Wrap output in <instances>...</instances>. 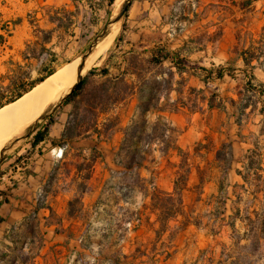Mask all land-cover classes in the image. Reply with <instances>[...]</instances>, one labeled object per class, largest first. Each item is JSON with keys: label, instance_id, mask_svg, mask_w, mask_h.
<instances>
[{"label": "rangeland", "instance_id": "1", "mask_svg": "<svg viewBox=\"0 0 264 264\" xmlns=\"http://www.w3.org/2000/svg\"><path fill=\"white\" fill-rule=\"evenodd\" d=\"M143 1H131L126 17H122L118 22V34L113 45L111 44L102 59L83 75L85 77L91 69L96 70V75L90 79L75 111L76 105L71 104V112H74L81 128L91 126L94 115H97L100 109L104 111L107 117L100 118V121L106 118L104 127L102 126V142L112 135L114 126L118 122L125 125L128 114L126 115L119 102L129 93L128 84L113 86L112 83L104 82V78L98 76L102 68L109 69L112 75L123 65L143 68L144 72L141 75L144 74L147 82L143 85L141 97L147 100V106L168 107L170 99L175 101L171 102L172 105L182 106L186 113L201 112L202 107L205 106V99H211L215 105L225 104L227 111L231 113L230 100L236 101L238 97L244 95L241 87L246 80L254 78L252 83L255 85L264 82V0H203L199 3L182 1L173 10L172 19H170L169 11L174 3L173 0L155 3L150 12H142L146 7L141 4ZM76 2L73 4L71 0H0V27L4 22L21 19V23L14 28L12 24H9L8 27L11 29L9 36L0 30V34H3L6 40L5 44L0 46V87H5L9 82L6 78L1 79L7 68L11 69L8 76L21 75L26 78V81H32L43 76L50 69L55 72L60 66L81 58L85 49L98 37L107 22L118 13L114 14V2L110 9L106 5V0H76ZM76 5L79 13L74 17L75 24L69 30L73 36H69L68 33H55L51 42L45 45L44 50L38 49L34 52L35 58L27 55L29 59L22 60L20 53L24 50L25 43L36 40L34 32L36 25L44 30L51 28L45 16L47 8L66 7L75 11ZM183 16L187 19L181 20ZM123 24L124 29H122ZM161 47L169 52H179V58L184 60L185 72L181 78L175 77L173 87L175 92L169 94L167 91L169 87L165 83L168 67L166 65L157 67L153 63H148L151 50ZM251 48L255 49L259 55L262 65L258 66L257 61H253L251 65L257 67L247 71L246 77L242 72L245 69L244 65L236 60V56L238 52ZM131 50L133 53H130ZM189 51H192L191 55ZM8 60L18 64L19 67L14 64L4 65V62ZM219 66L225 70L230 69L233 79L224 76L222 81L208 80L205 83L203 81L205 74L199 69ZM154 75L157 76L156 79L151 78ZM107 87L109 88L107 93L105 91V95L104 90ZM256 101V111H258L264 107V95L259 96ZM133 105H136L135 100ZM213 113L210 118L206 116V121L209 123L210 119V123L215 128L223 127L227 116L217 111ZM263 119L264 114H254L247 122L244 120L247 124L244 123L246 126L243 128V135L248 136V143H256L260 149L257 151L264 156V137L255 139L249 136L250 133L256 134L260 127L264 133ZM147 120L149 123L137 133L134 141H140L139 144L144 142L148 144L145 150L150 153L149 159H154V163L146 164L149 171L142 170L141 175L149 178L150 175L155 174L156 183L165 189L164 187L168 186L175 177L170 167L172 162L167 160L161 151L166 146H170L173 135L168 131L169 133L166 132L165 136L163 130L168 127H163V121L156 122L155 116ZM42 126L41 123L38 127ZM25 133L19 136L14 135L15 137L10 138L3 146L5 150L0 160V174L3 169L2 163L32 140L33 133L17 144H13L15 138ZM120 136L119 132L116 133L112 143L117 145ZM106 144L104 142V145ZM139 144L136 143L137 146ZM242 148H253V146L248 144L243 145ZM133 150L132 147L130 151ZM235 166L240 167V165ZM179 171H181L180 168L177 172ZM134 180H136L135 174L130 172L123 179L125 181L123 183L130 184ZM236 181L238 180L235 177L229 178L230 184ZM139 193L138 188L134 189L131 195L124 190L115 197L114 195L103 196L100 201L92 206H86L83 210L77 206L70 207V214L74 217L62 223L63 231L74 235L70 238L63 235L41 237L38 234L45 228L34 227L35 223L29 222L22 228L23 233L17 232L9 239H0V255L6 250L4 246L11 243L12 250L7 251L6 260H16L17 264L23 262L27 264H191L198 258L199 250L209 247L213 251L214 258L217 259L220 252L219 244L229 246L227 228H223L221 233L212 239L205 236L204 230L194 227L178 233L171 245L167 242L168 235L177 226V221L172 220L169 223V229L156 242V251L151 250L150 242L153 241L154 234L148 229L146 216L149 217V223H153L156 215L145 211L144 215L138 216V211L143 209ZM198 193L199 191L194 188L184 196V201L187 207L193 208L196 215L200 216L212 206L206 207L204 203H194L193 199ZM231 199L234 200V197L232 196ZM248 199L243 205V215L247 212L250 214L249 205L254 209L262 206L255 204L252 197ZM206 221L207 218L204 217L202 223ZM56 222L57 220L52 218L51 223ZM157 227L158 224H155L154 228L157 229ZM254 240L251 238V242L241 241L240 245H244V249L241 246L238 247L239 261L235 263L251 262V259H244L243 254L252 253ZM164 244L169 245L164 251H174L167 261H163L164 256L161 252ZM259 255L260 259L257 263L264 264V240L261 243ZM196 264H202V262L197 261Z\"/></svg>", "mask_w": 264, "mask_h": 264}, {"label": "crops", "instance_id": "2", "mask_svg": "<svg viewBox=\"0 0 264 264\" xmlns=\"http://www.w3.org/2000/svg\"><path fill=\"white\" fill-rule=\"evenodd\" d=\"M162 1L164 0H144L141 4H144L146 7L143 8L142 12H150L155 3ZM173 1L174 3L169 11L170 15L177 8L176 5L178 3L182 1L195 2V0ZM189 6L191 5L189 4ZM241 52L237 53L236 60L243 64L240 57ZM191 53L192 51H189L190 55ZM164 65L168 67L167 71L171 67V63L168 61L164 62L162 66ZM137 69L131 65H123L118 70L116 69L117 71L114 75L107 69L109 72L108 77H116L124 73V81L128 84L129 93L125 95L126 98L124 100L119 102V105L123 107V111L128 115L125 125H121L118 122L114 126L115 130L112 132V135L103 142L102 126L104 127L106 118L104 121H100V118L107 117L105 113L98 116L96 122L98 133L90 130L86 133L82 132L81 134L74 135L69 139H61L72 110L71 104H65L61 105L58 110L50 115L52 123L49 125L47 135L42 141L32 145L31 140L16 152L15 155L2 163L3 169L0 174V239H9L17 232L23 233L24 230L22 228L29 224V222H34V227L45 228L44 231L38 234L41 237L52 235H63L67 238L73 237L74 235L63 231L62 225L63 222L72 220V217H74L73 214V216L70 214V207L77 206L83 210L86 206H92L97 201H100L103 196L107 195L111 197L114 195L115 197L119 192L121 193L124 190L131 195L134 188L130 185L131 183H123L125 182L123 179L130 172H134L141 179H146L147 177L142 176L141 172L142 170H147L144 168H140L139 170L134 169L133 171L126 170L118 165L117 152L124 137V129L135 122L142 120L148 124L149 121L147 119H150L152 116H155L156 120L160 117L166 122L170 130L169 132L172 133L173 137L172 144L164 157H167V160L172 162L170 167L172 168L173 177H176L181 157L172 146L186 153L184 158L189 173L186 181V190L183 192V201L184 196L194 190V188L200 191V194L198 193L197 197L193 199L194 203L205 204L212 195L217 194L218 184L222 178V169L221 163L216 159V152L221 144L231 143L234 160L241 159L248 149H254L256 143H248V136L243 135V128L247 124L245 121L247 122L251 115L260 114V109L256 111V108L248 116H240L238 108L240 97H238L236 101L230 100V105H232L231 113L227 111L228 108L225 104H223L224 108H217L216 106L210 108L208 105L209 99H205V106L202 107L201 112L186 113L182 106L177 104L172 105L171 102L175 101L169 99L168 104L170 105L168 107H165V105L151 107L147 112L141 114L139 108V95L141 93L139 91L141 88L143 89L142 82L146 77L143 74L142 78L144 79H138V75L135 72ZM170 70L174 73V80L172 90L168 94L175 92V89H173L175 77L181 78L184 73L178 75L173 67ZM242 72L244 73V71ZM260 84H264V82ZM258 97L256 96V100ZM134 100L136 101V105H133ZM231 101H234V104ZM175 107H177L176 111H169ZM261 109H264V107ZM250 110V107L245 109L244 115L249 114ZM214 111L227 116L223 127L217 126L215 128L210 123V119L208 120L209 123L206 121V116L210 118L214 114ZM197 115H199V118H197ZM262 121L264 122V119ZM118 132L121 136L117 145H115L112 143L113 136ZM249 136L259 139V137H264V133L260 127L256 134L250 133ZM104 142L107 144L104 145ZM248 144H251L253 148H242L243 145ZM257 148L260 151L259 147ZM261 158L263 163L264 156L262 154ZM235 165L240 164L234 162L233 169L241 168ZM153 175L156 188L164 192L172 191L174 179L163 189L156 183V175ZM232 177L237 178L238 181L235 183L242 184V180L232 170L229 172L227 178V183L230 186L235 184L229 183V178ZM2 195H4V198ZM139 196L141 204H148L147 198L143 200L141 191ZM198 197L199 200H197ZM52 218L56 219L57 222L51 223ZM4 247L6 249L5 252L12 250L11 243ZM260 250L261 247L259 253Z\"/></svg>", "mask_w": 264, "mask_h": 264}, {"label": "trees", "instance_id": "3", "mask_svg": "<svg viewBox=\"0 0 264 264\" xmlns=\"http://www.w3.org/2000/svg\"><path fill=\"white\" fill-rule=\"evenodd\" d=\"M177 2L181 0H176ZM200 0H195V2H199ZM258 1V0H253ZM71 2L77 3L76 0H71ZM114 0H106V5L109 9L112 7ZM79 13V8L76 5L75 11H71L66 9V7H55L50 6L46 11V19L47 23L51 25L49 30H44L39 28L36 25L35 29V38L36 40L33 42H26L24 50L20 53L22 56V60H28L29 57H34V52L38 49L44 50L45 45L51 42V39L55 33H68L69 36H73L72 33H69V30L73 24H75L74 17H76ZM109 11L107 14L109 15ZM126 17V14L124 15ZM173 14L170 15V19L173 18ZM181 20L187 19L186 16L180 18ZM21 23V19L17 18L12 21L4 22L0 30L5 33V35L9 36L11 34V29H9V24L13 25V28L16 25ZM122 29H124V24L122 25ZM40 35V37H39ZM5 36L0 34V46L5 44ZM133 53V50L130 51ZM27 55H30L29 57ZM151 58L148 60V63H153L157 67H161L164 62L168 61L171 63V67L175 68L176 73L180 75L185 72V67L183 65V59L179 58V52H169L166 48H155L151 50L150 53ZM240 57L242 59L243 65L246 68L244 70V75L247 77V71H251L255 68L251 63L253 61H257L258 66H261L260 57L255 52V49H246L240 53ZM16 65L11 60L4 62V65ZM170 67V68H171ZM134 68V67H133ZM168 70V76L165 83L168 85V92L171 91L174 73ZM143 69V68H142ZM142 69H137L135 72L138 75V79L142 78V73L144 72ZM202 73L205 74V79L203 80L205 83L208 80H223L224 76H228L233 78V73L230 69L225 70L223 67L219 66L211 69H199ZM141 71V72H140ZM11 72V69L7 68L5 75L1 76V79H8L9 82L5 87H0L2 91H0V107L12 103L16 99L20 98L23 94L27 93L31 90L35 85L42 82L48 76L54 73V70L50 69L46 71V73L32 81H26V78L23 76H15L11 77L8 74ZM96 75V70L91 69L87 75L79 81L73 90L64 98L62 105L72 104L76 105L74 107V111L77 108V104L80 103V98L84 95L87 86L89 85V81L92 77ZM109 72L107 69L102 68L99 71L98 76L104 78V82L111 84L113 86L116 85H124L127 84L124 81V73L116 77H108ZM8 76V77H7ZM151 78L156 79L157 76L154 75ZM252 79H248L242 85V91L244 95L239 98L238 108L240 116H248L250 113L254 112L256 109V96H261L264 94V84L255 85L252 83ZM255 80V79H254ZM147 80H143L142 85H145ZM1 86V85H0ZM109 87L105 88L104 93ZM259 89V91H258ZM141 94L143 93V89L141 88L139 91ZM105 93V95H106ZM140 96V111L141 114L147 112L151 106H147V100L143 99ZM109 97V95H108ZM110 98V97H109ZM126 97L122 98L124 100ZM120 100V101H121ZM234 104V101H231ZM208 105L210 108L216 106L217 108H224L222 104L215 105L211 99L208 101ZM248 107L251 108L249 114L244 115V110ZM89 109H91L89 107ZM177 107L170 109L169 111H176ZM163 111V110H161ZM103 110H99L97 115H94L91 126L81 128L80 123L76 121V116L74 112L70 113V118L68 120L67 126L64 132L61 135V139H69L74 135L81 134L82 132L92 131L94 133H98L96 130V122L99 114H103ZM260 114H264V109L259 110ZM163 121L160 117L156 120V122ZM44 122V127L37 128L33 133L32 137V145L42 141L48 131L49 125L52 123L50 116L46 117ZM164 122V121H163ZM145 121H138L130 125L128 128L124 129V137L120 143L117 158L118 165L122 166L128 171L139 170L140 168H144L149 171L148 166L146 164L154 163V159H149L150 153L145 150V147L148 146L147 143L139 144V142H135L134 138L137 136V133L146 127ZM163 127L167 128L166 122L163 123ZM165 136L166 132L170 131L168 128L163 130ZM163 134V136H164ZM158 141V140H157ZM139 144V146L136 145ZM172 144V139L170 140V146ZM169 147H165L163 151H161L162 155H166ZM134 148L131 152L130 149ZM181 157V165L179 166L180 170L177 172L176 177L173 181V188L171 192H164L159 190L154 185V175H150L148 179H141L137 174H135L136 180L131 182V186L134 189H139L142 192V197L144 199H148L149 203H143L142 211H138V216L144 215L145 211H149V214L156 215V219L153 223H149V217L146 216V222L148 225V229L151 230L154 234L153 241L150 242L151 250L156 251V242L159 241L162 235L169 229V223L172 220L177 221V226L175 230L168 235L169 244L172 245L174 238L176 235L182 231H185L189 227H194L195 229L204 230L206 237L215 238L223 228H227L229 230L230 244L226 246L224 244L220 245V252L218 258H214L213 251L207 247L205 249L199 250L198 258L191 264H196L197 261L202 262V264H239L235 263V261H239V252H237L238 247H242L244 249V245H240L241 241H250L252 238L253 242V251L252 253L243 254V258L250 260L251 262L247 264H256L260 259L259 249L261 247V243L264 240V167L262 163L261 154L257 151V146L254 145V149H248L246 154L242 156L241 159L234 160L232 145L231 143L221 144L216 152V159L221 163L222 169V178L218 184V190L216 195H212L205 203L206 207H211V209H207L202 215H196L193 208H189L184 204L183 201V192L186 190V181L189 173V169L185 164V156L186 153L182 152L180 149L172 146ZM238 162L240 164L239 168L233 169V163ZM235 173L242 180V184H233L230 186L227 183L228 174L230 171ZM200 194V191H199ZM234 197V200L231 197ZM259 198H258V197ZM248 197H252L257 205H262L257 209H254L249 205V212L246 215H243V205L247 202ZM199 200V197L198 199ZM254 205V204H253ZM207 218L205 223H202L203 218ZM140 219H138L139 221ZM1 221V219H0ZM158 224L157 229L154 228V225ZM239 225V228H238ZM242 227V228H241ZM253 232H255L253 234ZM251 242V241H250ZM85 246V245H84ZM88 245L86 244V247ZM164 244L161 248L162 256H164L163 261H167L171 254L174 251L167 252L164 249H168ZM172 248V247H171ZM136 251H138L136 249ZM208 255V256H207ZM8 253L4 252L0 255V263L1 264H17L16 260L7 261ZM229 260V263H227ZM234 261V262H233ZM27 264V263H22ZM185 264V263H183Z\"/></svg>", "mask_w": 264, "mask_h": 264}, {"label": "bare ground", "instance_id": "4", "mask_svg": "<svg viewBox=\"0 0 264 264\" xmlns=\"http://www.w3.org/2000/svg\"><path fill=\"white\" fill-rule=\"evenodd\" d=\"M123 1H114V14L118 12ZM118 29V23L112 25L107 36L98 43L85 61L77 58L60 66L53 74L20 98L0 107V152L10 138L23 134L39 116L51 109L67 94L78 77L83 76L90 67L102 59L115 41Z\"/></svg>", "mask_w": 264, "mask_h": 264}, {"label": "water", "instance_id": "5", "mask_svg": "<svg viewBox=\"0 0 264 264\" xmlns=\"http://www.w3.org/2000/svg\"><path fill=\"white\" fill-rule=\"evenodd\" d=\"M132 0H124L121 5L120 8L118 10V13L116 16H114L113 18H111L106 26L102 29L101 33L98 35V37L96 39H94L92 41V43L85 49V51L82 54L81 60L85 61L87 59V57L94 51V49L96 48V46L98 45V43L103 40L107 34L110 32V28L112 27V25L118 23L120 21V19L122 17H124V15L127 13V10L131 4ZM84 78V76H80L78 77V79L76 80V82L74 83V85H72L70 87V89L68 90L67 94L64 95L61 99H59L58 102H56L54 104V106L49 109L47 112H45L43 115L39 116L34 122L33 124L25 131L26 133L18 138H15L13 141V144H17L18 142L26 139L27 137H29L37 128L38 126L45 120L46 117L50 116L52 114V112L54 110H56L60 105H62V102L64 100V98L73 90V88L75 87V85L81 81ZM4 150L5 147L2 148L1 152H0V160L2 159L3 155H4Z\"/></svg>", "mask_w": 264, "mask_h": 264}]
</instances>
